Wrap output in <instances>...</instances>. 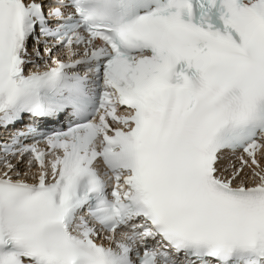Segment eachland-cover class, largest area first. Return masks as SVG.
Segmentation results:
<instances>
[{"label":"snow or ice","instance_id":"1","mask_svg":"<svg viewBox=\"0 0 264 264\" xmlns=\"http://www.w3.org/2000/svg\"><path fill=\"white\" fill-rule=\"evenodd\" d=\"M0 264H264V0H0Z\"/></svg>","mask_w":264,"mask_h":264}]
</instances>
